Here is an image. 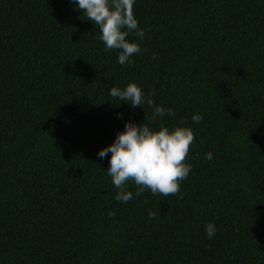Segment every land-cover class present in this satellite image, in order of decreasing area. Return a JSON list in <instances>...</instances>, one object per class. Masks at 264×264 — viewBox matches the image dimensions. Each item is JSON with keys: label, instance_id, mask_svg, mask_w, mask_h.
<instances>
[{"label": "trees", "instance_id": "trees-1", "mask_svg": "<svg viewBox=\"0 0 264 264\" xmlns=\"http://www.w3.org/2000/svg\"><path fill=\"white\" fill-rule=\"evenodd\" d=\"M133 11L120 65L74 0H0V264H264V0ZM130 82L175 115L115 103ZM126 121L193 131L179 193L115 199L98 151Z\"/></svg>", "mask_w": 264, "mask_h": 264}, {"label": "clouds", "instance_id": "clouds-1", "mask_svg": "<svg viewBox=\"0 0 264 264\" xmlns=\"http://www.w3.org/2000/svg\"><path fill=\"white\" fill-rule=\"evenodd\" d=\"M134 3L135 0H74L75 7L84 13L85 19L99 29L98 39L103 42L105 52L118 51L120 65L128 63L132 56L142 52L139 43L128 39L130 34L140 40L145 37L134 16ZM153 58H157L155 54ZM108 94L118 101L115 103L127 102L133 108L147 103L153 108V118L165 114L175 115L173 109H165L146 98L136 83L130 82L124 88L113 86ZM154 95V91L148 93L149 97ZM202 119L199 114L192 116L194 123ZM194 140V133L189 127L170 129L161 124L158 129H150L142 123L126 121L124 129L116 133L114 142L98 151L101 159L109 157L107 173L118 189L115 199L126 203L133 198V193L126 188L129 182L135 185L136 196L146 189L153 195L161 194L164 197L179 193L181 182L191 171L186 158ZM205 159L211 160L212 153H205ZM108 215L114 217L115 212H109ZM156 218V213H148L149 220ZM205 231L207 238L211 239L216 233L215 225L208 223Z\"/></svg>", "mask_w": 264, "mask_h": 264}]
</instances>
